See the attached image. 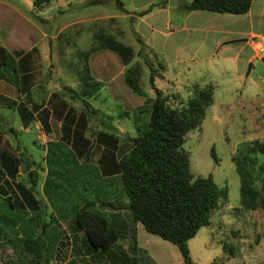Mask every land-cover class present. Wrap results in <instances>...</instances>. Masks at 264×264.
I'll use <instances>...</instances> for the list:
<instances>
[{
    "label": "rangeland",
    "instance_id": "374dc122",
    "mask_svg": "<svg viewBox=\"0 0 264 264\" xmlns=\"http://www.w3.org/2000/svg\"><path fill=\"white\" fill-rule=\"evenodd\" d=\"M148 1L150 0L121 1L125 13H120V15H129L134 11V7L144 6ZM100 10L101 13H98ZM104 12L108 16L118 15L112 8L87 7V9L76 11L70 5L67 10H59L58 15L52 19L42 17L39 18V21L32 19L46 35L43 41L39 31H36L32 37L35 44L38 43L41 47L45 46V51L39 55L41 59L38 66L39 86L32 93V99L38 103L41 110L38 114L33 115L30 125L24 127L16 105L23 103L31 108L33 100L29 101L20 91L14 90V93L9 95L14 99L13 101H11L12 99L0 101V118L3 120V127L0 128V154L16 155L18 160L24 159L31 164L29 173H33L37 185L35 196L45 202L47 199L42 194V188L48 168L46 161L48 142L52 139L59 141L63 137L65 143L59 147L58 155L61 156L63 165L71 164V161L75 160L77 165L82 166L86 171L90 169L89 167H98V174H102L104 179L99 180V184L98 181L96 182L103 190H106L107 181L103 175L100 161L103 160L107 165H110L111 153H113L116 162L128 154L132 146L127 138L135 137L136 129H144L145 123L149 121L148 113H138V109L144 106L146 99L135 95L126 86L121 72L125 67L120 58L110 51H103L102 53L106 56L104 60L110 67L102 78L104 80L110 78H113L114 81L119 80L122 89L117 86L119 82H115L116 86L110 87L109 85L110 91L106 92L103 88L95 99L87 100V102L94 109L112 118L110 125L114 129V133L108 132L97 120L85 117L84 129L75 126V130H72L73 134L67 136L66 131L63 134L62 127L67 125L65 119H71L73 116L80 118L81 112L85 109L84 103L73 101L71 93L63 100L62 98L50 100V96L59 93L63 86L74 92L79 91L80 83L70 70L69 64L77 62V58L75 59L77 49L87 51L92 47L94 43L93 24L96 23L95 27H102L111 34L112 32L116 34L117 31H125L127 33L125 39L129 36L125 27L139 32L138 34L146 37L149 41L154 42L156 38V35L152 34L146 25H138L140 19L144 18L140 15L126 21L111 22L109 19L95 22V19L107 16ZM180 13L181 9L173 14L172 26H175L182 18ZM43 19L44 23H42ZM147 23H152L158 30H161L159 19L152 17L147 20ZM1 24H4L3 21ZM12 24V29L8 33L10 45L14 48L13 50H25L30 31L18 17ZM60 31L68 33L77 46L65 47L64 55L61 54L55 37ZM3 36L4 34L0 31V42ZM134 41L132 38L128 43L125 41V44L135 49L138 44ZM142 50L158 68L160 77L156 79L155 85L168 97L172 107L178 106L181 101L188 100L193 85L214 88V104L208 109L202 125L188 133L183 149L189 155L191 172L194 177L212 175L214 182L219 187L228 189V197L213 212L210 225L204 227L189 242L192 260L196 264H213L214 262L217 264H264V210L260 208L256 211H248L241 208L240 177L236 171L237 157L243 149L242 146L254 141L264 142V133H262L264 130V118L262 117L264 103L261 102L262 98L257 97L256 99L255 95L259 93L255 91V87L248 83L247 78H243V73L234 71L233 76H226L222 74L220 67L208 62L178 64L175 67H166L165 70H162L160 63L163 64V61L160 56L153 54L147 47ZM135 62L142 64L144 70L142 88L147 96L153 99L155 93L149 83L150 70L142 59L137 57L133 63ZM240 68L244 72L248 70L246 65L240 66ZM9 85L12 86V83ZM43 99L47 101V104L42 103ZM121 113H128V117L123 118ZM40 122L47 123L48 126L46 127ZM107 122L105 121V123ZM46 128L50 129V133ZM110 136H113L116 141L114 145L109 144L110 142L107 140V137ZM69 138L71 140H68ZM213 149L217 162L212 156ZM105 156L107 160L104 158ZM29 173L20 170L18 176L10 180L8 187L12 188L13 192L11 193L15 195L14 201L16 198L20 199L19 196L23 197L22 191L31 188L28 179ZM118 179L116 178V181ZM57 182H62L63 187L58 189L59 194L55 195L54 201L58 204L66 202L65 210L68 209L69 213L74 212L73 207L79 204L78 196L82 192L83 186H76L70 177L61 181L57 179ZM256 186L263 197L262 184L257 183ZM115 188H119L117 182H114L109 189L114 191ZM62 199L65 201H61ZM115 205L118 206V204ZM141 226L143 227L142 224ZM143 229L150 238L149 241H143L150 254L154 256L163 254L168 256V261H172L173 264H176L177 259L182 261L181 264H185L175 245L149 234L144 227ZM122 244L129 246V242L126 244L122 242ZM229 246L233 249L227 248ZM208 257L214 261L209 262Z\"/></svg>",
    "mask_w": 264,
    "mask_h": 264
},
{
    "label": "trees",
    "instance_id": "16d2710c",
    "mask_svg": "<svg viewBox=\"0 0 264 264\" xmlns=\"http://www.w3.org/2000/svg\"><path fill=\"white\" fill-rule=\"evenodd\" d=\"M108 1L88 0L86 3L109 7L115 5L119 13H125L121 0ZM50 2L51 0H34V7L43 10ZM253 2L254 0H193L184 3L182 8L189 13L206 11L215 14L244 15L250 12ZM150 11L151 9L140 14V17ZM33 19L40 20L36 16ZM110 21L116 22L114 18ZM134 35L145 48L142 38L135 32ZM93 38L94 46L87 51L78 50L77 62L69 65L81 85L80 91L67 89L62 91L60 97L58 95L54 97L63 100L71 93L73 101L84 103L86 110L81 112L80 118L76 116L66 118L65 123L68 125L78 122V126L82 127L83 124L84 127L85 117H89L97 120L108 132L114 133L110 125L112 118L94 109L87 102L95 99L102 89V84L92 77L89 66L91 56L101 50L110 51L120 58L126 68L124 73L126 86L135 95L146 99L138 113H148L149 121L145 123L144 129H136L135 137L127 138L132 146L128 154L116 162L111 153L110 165L103 160L100 161L107 181L106 190L98 185L99 180L104 179L102 174H98V167H89L90 169L86 171L77 165L75 160L71 161V164L63 165L64 162L58 155L59 147L64 143L48 145L46 157L48 176L44 187L46 197L51 203L58 204L54 199L63 184L58 183L57 179L61 181L70 177L76 186H83L78 196L79 204L73 207L74 212L69 213L68 209L65 210L66 202H61L54 213L60 215L63 220L71 219L75 229L84 234L83 242L89 253L99 254L108 264H155L147 251L138 245L139 223L149 234L175 245L185 264H196L191 257L189 242L204 227L210 225L213 212L228 197V189L219 187L212 175L194 177L189 155L183 149L188 133L202 125L208 109L214 104V88L193 85L188 100L172 107L168 97L155 85L156 79L160 77L158 68L143 50L136 53L132 47L120 42L115 35L98 26ZM57 41L61 44L62 55L65 47H75L74 40L68 33H60ZM28 55L23 52L10 54L0 45V80L10 81L21 91L17 60ZM137 57L142 59L150 70L149 83L155 93L153 99L149 98L142 88L144 77L142 64L133 63ZM160 65L162 70L166 69L164 63ZM121 116L128 117V113H121ZM42 124L48 126L47 123ZM1 127L3 120L0 118ZM107 140L109 144L116 143L113 136L107 137ZM242 147L236 162V171L240 177L241 208L248 211L260 208L264 210V196L262 197L256 186L257 183H261L264 192V142L254 141ZM212 156L217 162L214 149ZM104 158L107 160L106 156ZM19 167L27 173L31 164L24 159L17 161L8 154H0V244L7 239L10 240L11 236L17 237L19 234L17 230L20 228H30L28 232H24V238L19 239L24 251L32 256L36 263L42 264L43 261L50 264L55 255L51 252L50 243L45 241L43 233L39 234L36 230L40 228L43 232L49 225L45 221L46 207L40 215L42 217L40 227L26 223L21 225L26 214L18 209L16 204L20 199L16 198L14 201L15 195L11 193L12 188L8 187L10 180L17 177ZM116 178L119 179L116 181ZM28 179L31 184L29 192L34 193L37 185L33 173L28 174ZM114 182L118 183L119 188L113 191L109 188ZM26 191H22L23 197H27ZM49 218L53 220L55 215L51 214ZM122 242L125 244L129 242L128 248L123 246ZM227 248L233 249L230 246Z\"/></svg>",
    "mask_w": 264,
    "mask_h": 264
},
{
    "label": "crops",
    "instance_id": "0c3cea01",
    "mask_svg": "<svg viewBox=\"0 0 264 264\" xmlns=\"http://www.w3.org/2000/svg\"><path fill=\"white\" fill-rule=\"evenodd\" d=\"M55 1L57 2L55 3ZM87 1L88 0L72 2V0H51L50 4L46 6L45 9L38 10L34 7V0H0V31L4 34V36L1 37L0 45L10 54H14L15 52H23L26 55L29 54L28 56L17 60L19 65V76L21 77V91L13 84L12 86L9 85L11 84L10 81L0 80V101L11 100L12 98H10L9 95L13 94L14 90L20 91V93L29 101L33 100L32 93L39 86L38 66L41 62L39 55L43 54L45 46L41 47L38 43L35 44L32 41V37L36 31H39L43 41L46 35L43 29H40V26H37L32 19L34 16L52 19L58 15L59 10H67L68 6L71 5L76 11L87 9V7L98 9L112 8L118 14L116 16H108L104 12L107 16L95 19V22L97 20L107 21L112 18L116 19V22L117 20L126 21L127 19H132L135 16L137 17V15L151 9L146 16H143L144 18L140 19L138 25H146L149 31L156 35L154 42H152V40H147L146 37L138 34L139 32L129 30V27L124 28L125 30H128L129 34L126 39L125 36L127 33L125 31H117L116 34H113L112 32V34L124 44L125 41L128 43L129 39L134 38V42L138 44V47L136 46L135 49H133L136 53H139L144 47L136 40L134 32L137 33L144 41V44L146 45L145 48L147 47L156 55H159L166 67H175L178 64L183 65L184 63L199 64L202 62H208L209 64L220 67L222 74L226 76H233L234 71L243 73V78H247L248 83L255 87V91L259 93L258 95H255L256 99L257 97L260 99L262 98L261 102L264 103V0H254L250 12L244 15L215 14L206 11L189 13L183 10V4L189 3L193 0H178L181 3L178 7L170 6L169 0H150L144 6L134 7V11L130 12L129 15H120L117 7H114L115 5L110 7L102 4L89 5L86 3ZM112 1L114 0H109L108 2ZM180 9L182 18L175 24V26H172L174 22L173 14ZM98 13H101V10ZM17 17L23 21L26 28L30 31L26 45L27 48L25 50H13L14 48L10 45V41L8 40V33H10L13 25L12 23ZM152 17L160 20L161 30H158L154 24L147 23V20ZM1 21H3L4 24H1ZM44 21L45 20L43 19L42 23H44ZM95 24L96 23L93 24L92 38L96 30ZM62 32L63 31H60L55 36L56 41L58 35ZM106 32L108 31L106 30ZM156 39H158V41H156ZM57 43L59 44L60 50L61 44L58 41ZM158 43L159 46H157ZM92 46H94V43ZM75 47H77L76 44ZM34 50L37 51L34 52ZM77 51L78 49L75 52V59L77 58ZM103 51L107 50L98 51L91 56L89 66L92 77L102 84V89L105 88L106 92H108L110 91L109 85L110 87L116 86L115 82H119V80L114 81L113 78L104 80L102 78V76L109 71L110 67L104 60L106 56L102 53ZM110 59L113 60V58ZM245 65L248 70L244 72L240 66L244 67ZM125 70L126 68L121 70L123 77ZM117 86L121 87V83L119 82ZM67 89L66 86H63L59 93H54L50 96V100L54 99L55 95L60 97L62 91ZM13 100L14 99L11 101ZM42 103L47 104V101L43 99ZM16 107L24 127H28L32 122L33 115L38 114L41 110L35 100L31 103V108L23 103H18ZM262 117L264 118V114ZM77 124L78 122L68 124V126L65 125L67 128L63 125V134L64 131H66L65 133L67 136L73 134L72 130H75V126H78ZM78 127L80 129L85 128V126L83 127V124L82 127L80 125ZM47 130L48 133H50V129ZM262 133H264V130ZM61 139L62 140L59 141L52 139L48 142L47 146L51 143H65L63 137ZM68 140L71 139L69 138ZM9 156L19 161L16 155ZM20 170H22L21 167L18 169L19 173ZM47 176L48 168L46 170L44 186L42 188V194L45 197L46 193L44 187ZM25 194L27 197L19 196L20 201L16 204L18 209L26 214L24 222H22L21 225H25L26 223L33 227H40L42 221L40 215L43 213V210L45 209L44 207L47 209L45 221L46 224L49 225L43 232L40 228L36 230H38L39 234L43 233L45 241L50 243L49 246L51 247V252L55 255V259H53L50 264H107V261L99 254L89 253L83 242L84 234L72 226L74 223L71 219L68 221L63 220L60 215L58 216V214L54 213L56 207L59 206L58 204L51 203L47 197V202L39 200L36 198L35 192H29V190L26 191ZM51 214L55 215L53 220H50L49 218ZM33 229L35 230V228ZM29 230L30 228H20L17 230L19 231L17 237L11 236L10 240L7 239L0 244V264H38L33 261L32 256L24 251L23 244L19 241V239L24 238V232H28ZM137 240L139 247L147 251L155 264H173L172 261H168V256L163 254L154 256L145 248L143 241H149L150 238L145 233L140 223L137 224ZM125 247L128 248V245H125ZM48 255L50 256L51 253ZM208 261L211 262L214 261V259L211 260L208 257ZM41 263L45 264L43 261ZM181 263L182 261H180V259L176 260V264ZM213 264L217 263L214 262Z\"/></svg>",
    "mask_w": 264,
    "mask_h": 264
},
{
    "label": "water",
    "instance_id": "95a60500",
    "mask_svg": "<svg viewBox=\"0 0 264 264\" xmlns=\"http://www.w3.org/2000/svg\"><path fill=\"white\" fill-rule=\"evenodd\" d=\"M180 2L178 1V0H171L170 1V6H172V7H178V6H180Z\"/></svg>",
    "mask_w": 264,
    "mask_h": 264
}]
</instances>
